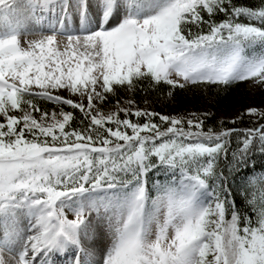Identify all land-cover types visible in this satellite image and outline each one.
<instances>
[{"label":"snow or ice","instance_id":"obj_1","mask_svg":"<svg viewBox=\"0 0 264 264\" xmlns=\"http://www.w3.org/2000/svg\"><path fill=\"white\" fill-rule=\"evenodd\" d=\"M0 26V264H264V106L136 100L264 85V0H0Z\"/></svg>","mask_w":264,"mask_h":264},{"label":"trees","instance_id":"obj_2","mask_svg":"<svg viewBox=\"0 0 264 264\" xmlns=\"http://www.w3.org/2000/svg\"><path fill=\"white\" fill-rule=\"evenodd\" d=\"M239 2L244 3L245 6H254L259 3V0H239ZM246 82H238V86L230 87L226 90H219L216 88L211 89L208 91L206 89H200L199 91H188V92H179L175 94L174 97L167 96V89H165L162 93L161 92H152L150 94H139L136 97L138 106H143L144 104H152V103H169L175 106H187L189 104H198L201 103L203 99V93H208L213 96L211 102L212 111L211 114L214 115L215 119L220 120L222 118V113L228 111L234 106L238 104H242L247 97L248 91L246 90ZM264 85H261L259 89V95L264 98ZM118 96H124L123 90H118ZM206 99V98H205ZM145 100L147 103H145ZM43 103V102H42ZM111 105V101H110ZM226 120V119H224ZM240 127H244L245 125H239ZM257 196L260 195L259 191L256 193Z\"/></svg>","mask_w":264,"mask_h":264},{"label":"rangeland","instance_id":"obj_3","mask_svg":"<svg viewBox=\"0 0 264 264\" xmlns=\"http://www.w3.org/2000/svg\"><path fill=\"white\" fill-rule=\"evenodd\" d=\"M26 15V14H25ZM28 27L30 29L34 28L35 26L32 24L31 21L28 22ZM0 28H2V26H0ZM29 38H32L31 36ZM21 39V43H23V39L24 36L23 34L20 37ZM252 84H256V81H252ZM246 90L248 91L247 93V97L245 98V101H243L242 104H238L237 106H234V108L225 111L222 113V118L228 120L231 119L233 116H235L239 111H242L246 106H253V107H262L264 106V98L261 97L259 95V88L255 89L254 91H250L249 90V84L246 83ZM206 98V99H205ZM203 101L201 103L198 104H189L187 106H173L169 103H165V102H161V103H152V104H144L141 107H147L150 110H158L161 111L163 113H173V112H192V111H196V112H203V111H208L211 112L212 111V106H211V102L213 99V96H211L210 94L203 93Z\"/></svg>","mask_w":264,"mask_h":264}]
</instances>
